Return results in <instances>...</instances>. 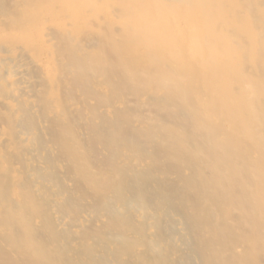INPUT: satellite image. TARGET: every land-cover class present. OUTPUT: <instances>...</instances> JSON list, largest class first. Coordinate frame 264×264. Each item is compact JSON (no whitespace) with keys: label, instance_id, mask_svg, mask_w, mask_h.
<instances>
[{"label":"bare ground","instance_id":"1","mask_svg":"<svg viewBox=\"0 0 264 264\" xmlns=\"http://www.w3.org/2000/svg\"><path fill=\"white\" fill-rule=\"evenodd\" d=\"M0 264H264V0H0Z\"/></svg>","mask_w":264,"mask_h":264}]
</instances>
